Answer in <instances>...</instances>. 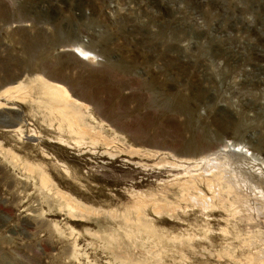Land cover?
<instances>
[{
	"label": "rangeland",
	"instance_id": "374dc122",
	"mask_svg": "<svg viewBox=\"0 0 264 264\" xmlns=\"http://www.w3.org/2000/svg\"><path fill=\"white\" fill-rule=\"evenodd\" d=\"M0 264H264V0H0Z\"/></svg>",
	"mask_w": 264,
	"mask_h": 264
},
{
	"label": "bare ground",
	"instance_id": "6f19581e",
	"mask_svg": "<svg viewBox=\"0 0 264 264\" xmlns=\"http://www.w3.org/2000/svg\"><path fill=\"white\" fill-rule=\"evenodd\" d=\"M59 89V88H58ZM55 90V89H54ZM56 90H57V88H56ZM55 90V91H56ZM57 94L59 95V98H61L62 99V101H66V100H68V97H67V93L63 90V91H61V90H57ZM55 97V96H54ZM53 97V98H54ZM60 99V100H61Z\"/></svg>",
	"mask_w": 264,
	"mask_h": 264
}]
</instances>
